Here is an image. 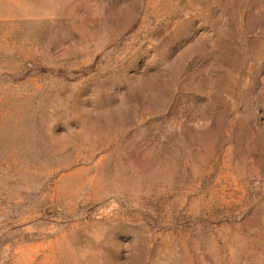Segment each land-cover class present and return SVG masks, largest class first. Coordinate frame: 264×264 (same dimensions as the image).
Returning <instances> with one entry per match:
<instances>
[{
    "label": "rangeland",
    "instance_id": "obj_1",
    "mask_svg": "<svg viewBox=\"0 0 264 264\" xmlns=\"http://www.w3.org/2000/svg\"><path fill=\"white\" fill-rule=\"evenodd\" d=\"M0 264H264V0H0Z\"/></svg>",
    "mask_w": 264,
    "mask_h": 264
}]
</instances>
